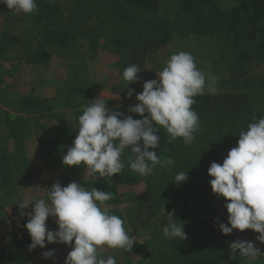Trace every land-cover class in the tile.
Instances as JSON below:
<instances>
[{
	"label": "trees",
	"instance_id": "16d2710c",
	"mask_svg": "<svg viewBox=\"0 0 264 264\" xmlns=\"http://www.w3.org/2000/svg\"><path fill=\"white\" fill-rule=\"evenodd\" d=\"M171 1L169 7L167 0H36L38 10L31 14V26L24 30L38 29L37 38L25 43L21 35L25 31L19 35L3 33L0 53L15 52L21 61L46 65L54 47L68 51L84 43L96 51L103 45L115 51L126 66L142 68L148 55L163 47L172 35L219 40L229 69L224 82H230V86L215 95L195 97L192 108L201 122L195 141L186 145L178 138L169 143L165 129L157 133L160 147L155 151L171 156L175 163L145 178L149 202L141 211L149 212L142 228L151 229L157 245L156 254L144 250L140 262L245 264L239 254L235 259L230 257L225 244L229 241L216 228V194L209 183L212 177L208 168L211 162L222 164L228 151L237 145L239 132L264 116V0ZM77 88L75 83L66 86L68 93H75ZM183 170L187 179L178 185L173 183L175 174ZM163 196L175 204L174 219L183 223L187 239L169 240L163 235L167 212L154 215ZM138 215L129 219L131 226ZM132 231L137 233L135 227ZM30 243L26 228L12 231L0 244V264H26Z\"/></svg>",
	"mask_w": 264,
	"mask_h": 264
},
{
	"label": "clouds",
	"instance_id": "9594fccd",
	"mask_svg": "<svg viewBox=\"0 0 264 264\" xmlns=\"http://www.w3.org/2000/svg\"><path fill=\"white\" fill-rule=\"evenodd\" d=\"M0 3L15 13L33 14L38 10L36 0H0ZM140 71L132 64L124 69L122 78L129 85L139 79ZM216 85L217 77L199 69L190 52L171 54L163 69L157 72V78L145 81L143 91L136 93L138 103L128 107L129 113L142 118L112 111L102 97L92 100L78 117V134L63 155L62 163L77 167L83 164L93 181L100 178L107 181L124 170L122 155L130 147L133 156L129 157L128 167L134 173L148 176L168 170L175 161L155 151L160 147L158 130H166L169 143L182 138L186 145H191L201 127L199 116L192 108L195 97L206 92L217 94ZM134 92L135 89L128 88L126 98H131ZM208 174L212 177L209 183L213 193L228 201L224 205L228 223L218 224L222 234H231L234 229H251L259 233L256 240L264 243V116L239 132L237 145L228 151L222 164L211 162ZM186 179V171H179L173 183L178 185ZM47 190V199L21 197L15 203L19 215L28 217L23 227L31 238L29 251L37 246L44 248L46 242L62 243L71 246L64 264H117L115 257L100 255L104 246L131 252L134 242H138L128 234L125 220L106 205L114 198L111 191L95 187L88 190L75 181L66 186L56 181ZM32 202L31 211L25 212ZM49 216L58 225L56 230L47 227ZM167 221L163 228L167 239H187L183 223L174 219V211L167 212ZM229 248L230 257L235 259L238 253L245 264L264 256L249 240H234ZM54 251L48 250L42 255L50 258Z\"/></svg>",
	"mask_w": 264,
	"mask_h": 264
},
{
	"label": "rangeland",
	"instance_id": "374dc122",
	"mask_svg": "<svg viewBox=\"0 0 264 264\" xmlns=\"http://www.w3.org/2000/svg\"><path fill=\"white\" fill-rule=\"evenodd\" d=\"M167 1V6L171 7L173 1ZM30 26L31 14L15 13L0 3V38L3 33L19 35L17 33L21 34ZM30 29L21 34L25 43L37 38L38 29L29 32ZM102 46H98L96 51L90 50L84 43L68 51L54 47L49 51L51 56L46 65L21 61L20 55L15 52L0 53V244L12 231L25 228L23 225L28 217L19 215L18 204H15L19 198L47 199V188L56 181L62 186L75 181L88 190L95 187L111 191L114 198L106 205L113 214L125 220L128 234L140 244H134L131 252L104 246L100 255L104 258L115 257L117 264H150L140 262L144 250L156 254L157 245L151 229L142 228L147 220L144 218L146 212H149L141 211V207H146L149 202L145 196L147 176L134 173L128 167L129 157L133 156L130 147L122 155L124 170L120 174H113L107 181L103 178L93 181L83 164L79 167L67 166L62 163V157L78 134V117L84 106L96 98L105 99L106 106L112 111L123 112L134 119L142 118L139 114L129 113L128 107L138 103L136 93L143 91L145 81L157 78V72L163 69L173 53L190 52L199 69L217 77L216 87L218 91H223L230 86V82H224L229 74L228 65L224 62L225 49L219 40L208 36L172 35L169 42L148 55L137 73L139 79L127 85L122 75L128 66L120 61L115 51ZM72 83L78 88L75 93H68L66 86ZM128 88L135 89L131 98H126ZM65 96H69V99L64 100ZM160 131L163 128L157 133ZM214 200L218 214L216 228L221 232L218 224L228 223V213L224 207L228 201L218 195ZM161 201L154 215L162 216L176 209L168 197L163 196ZM33 204L30 203L24 211H31ZM136 213L140 215L135 225L131 226L128 221ZM46 224L50 230L58 228L51 216ZM134 227L137 233L132 231ZM258 235L251 229H234L231 234H224L223 239L229 241L225 242L228 251H231V241L241 239L254 242L264 252V243L256 240ZM53 249L52 257L42 255ZM70 251V245L46 242L44 248L37 246L30 251L26 264H64ZM252 264H264V256L252 261Z\"/></svg>",
	"mask_w": 264,
	"mask_h": 264
}]
</instances>
